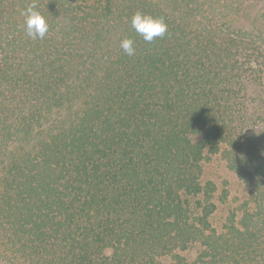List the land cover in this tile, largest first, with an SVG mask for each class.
I'll return each mask as SVG.
<instances>
[{"label":"trees","instance_id":"16d2710c","mask_svg":"<svg viewBox=\"0 0 264 264\" xmlns=\"http://www.w3.org/2000/svg\"><path fill=\"white\" fill-rule=\"evenodd\" d=\"M29 2L0 0V264H264V1L37 0L44 39Z\"/></svg>","mask_w":264,"mask_h":264},{"label":"clouds","instance_id":"9594fccd","mask_svg":"<svg viewBox=\"0 0 264 264\" xmlns=\"http://www.w3.org/2000/svg\"><path fill=\"white\" fill-rule=\"evenodd\" d=\"M24 17L23 29L31 39H44L49 31L47 16L38 10L37 0H30L28 6L21 13ZM131 25L145 42L151 43L156 38H163L168 30V24L163 16H153L150 13L136 11L131 18ZM120 47L128 56H134L136 49L134 40L125 37L120 41Z\"/></svg>","mask_w":264,"mask_h":264},{"label":"rangeland","instance_id":"374dc122","mask_svg":"<svg viewBox=\"0 0 264 264\" xmlns=\"http://www.w3.org/2000/svg\"><path fill=\"white\" fill-rule=\"evenodd\" d=\"M204 177L217 184L218 196L227 194L226 207L237 208L247 197V187L233 171L227 168L219 155L213 156L204 163Z\"/></svg>","mask_w":264,"mask_h":264}]
</instances>
